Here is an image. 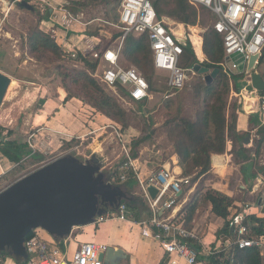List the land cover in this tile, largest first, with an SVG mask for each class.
I'll use <instances>...</instances> for the list:
<instances>
[{
  "label": "built area",
  "instance_id": "built-area-1",
  "mask_svg": "<svg viewBox=\"0 0 264 264\" xmlns=\"http://www.w3.org/2000/svg\"><path fill=\"white\" fill-rule=\"evenodd\" d=\"M22 1L28 0H14L12 2L0 0L5 18L12 8ZM33 1L41 2L46 7L51 8L52 10H50L54 13H64L63 18L67 21H77L63 6L58 7L60 9L58 10L51 3V0ZM186 1L195 7L206 8L216 17L213 28L222 37L225 50L224 61L221 64L223 73L230 78V81L235 75L248 73L250 57L254 55L261 57L264 50V0ZM7 4L8 8H6ZM114 26L123 33L120 40L121 44L118 45V48L112 49L110 47L100 54H94V57L104 64V68L97 75L103 86L114 91L122 88L126 91L127 98L135 103L151 98L150 85L147 80L136 69L125 68L121 65V53L127 37L146 34L153 51V64L156 71L166 73L169 76L168 87L171 90L181 91L184 89L188 70L180 67V61L184 54V48L193 39L191 34H185L183 31H171L164 19L158 17L152 0H123L118 24ZM236 57H241L243 62H238ZM241 65L244 67L242 72ZM240 94L243 95L241 91ZM258 103L264 117L263 96H259ZM112 128L121 138L118 129ZM36 136L37 133L33 131L28 138L32 156L39 151L33 144ZM75 140L82 139L71 136L69 141ZM4 141L5 139L2 138L0 143ZM120 143L123 144V160L120 161L118 167L122 172L117 174L112 171L115 174L112 182L125 184L129 179H132L135 185H138L139 192L133 194L138 199L143 200L149 210V216L139 223L142 234L160 243L169 259V264H181V262L197 264L200 254L216 256L229 251L231 247L240 250L257 248L264 251V236H247L249 230L246 223L252 216L253 205L247 204L241 212L238 211L231 217L230 229H233L231 239L216 244L214 248L212 245H206L200 233L194 229H187L185 221L178 216L179 212L176 213L180 206V197L185 189L191 187V178L184 177L165 167L161 170H147V174L144 176L140 160L132 158L124 141H120ZM81 147L82 144H74L47 164L67 154L78 157ZM28 159L26 158L25 161ZM152 186L158 191L155 199L149 193V188ZM259 192L264 194V184L259 188ZM139 193L141 198L138 197ZM165 214L168 215L164 216ZM129 218L128 205L123 203L117 212H110L98 217L94 225L100 226L110 220L127 222L130 220ZM38 230L34 231V235L26 241L25 246L28 253L26 264H104L100 257L107 251V245L96 242L83 243L69 257L68 238L58 243L52 237L47 240ZM61 243H63V247L60 246Z\"/></svg>",
  "mask_w": 264,
  "mask_h": 264
},
{
  "label": "trees",
  "instance_id": "trees-1",
  "mask_svg": "<svg viewBox=\"0 0 264 264\" xmlns=\"http://www.w3.org/2000/svg\"><path fill=\"white\" fill-rule=\"evenodd\" d=\"M28 1L30 3L35 2L34 6L41 8L44 14L38 26L32 27L27 33L26 46L28 56L37 61H42L45 64L59 63L57 69L68 92L66 101L76 99L89 105L95 113L101 114L109 121L121 126L122 131L125 132L130 126V114L122 107L118 98L108 93L98 80L97 75L102 71L103 67L101 60H93L90 59L89 55L85 56L80 53L78 59L72 62L75 64L82 63L83 69L69 68L64 65L62 63V51L59 45L51 34L45 33L39 26L40 23L49 19L48 9L45 5L37 3V1ZM98 1L110 5L114 0H92V2ZM117 1L120 6L122 1ZM162 1L164 0L153 1L159 18L162 19L163 16H166L187 26H196L198 14L195 6L189 4L186 0H174V9L170 12H164L161 8ZM119 36H114L112 40L119 38ZM101 46L102 44L96 50H99ZM199 46L201 45L196 41H189L187 47L184 48L180 66L185 70H191L197 64L210 71L218 69L220 72L210 85L204 82V84L196 87V96L198 98L205 97V95L214 97V94H218L219 98L214 99L215 103L199 110L195 121L183 118L179 113L177 118L174 119L175 126L169 130V133L174 139L175 154L179 159L178 166L182 169V175L191 178V186L197 184L196 193L191 202L185 207V214L181 216V219L185 221L187 229L191 230L197 210L209 202L212 205L213 214L225 221L224 227L217 235L218 238H221L233 235L230 229V220L235 214L231 212L235 207L233 198L206 186L208 174L212 170V157L229 152L234 160H237V162L239 160V164L249 162L253 158L252 156L260 157L264 144V127L259 130L258 137H256L252 148H241L237 150V141H227L228 138L232 137V133L235 130L236 118L233 116L232 121L234 122H229L227 119L229 100L226 102L225 97L227 95L230 96L232 87L230 78L223 73L221 67L225 56L223 40L212 27L204 35V43L201 46L200 53ZM202 53L204 54V58H201ZM122 55L152 85V76L154 73L153 51L148 36L146 34L142 36H128L124 43ZM263 61L264 50L259 65ZM245 77V73H240L232 77L235 92L240 93V81ZM151 85L150 87H152ZM119 90L124 97H127L125 90L122 88ZM256 100H258V96ZM144 102L137 104L143 106ZM42 103L44 105L45 101H42ZM14 135V131L0 126V140L2 138L5 139L4 142L0 143V152L11 162L17 164L13 173L18 171V169L22 170L25 167V162L29 160L33 162L38 161L35 160L37 158L35 155L32 156V150L29 145L23 141L13 139ZM148 139L149 137H140L132 141L129 150L133 159H139V149ZM77 143L79 141H72L67 144V147H72ZM229 147H232L231 151ZM26 158L29 159L25 161ZM113 171L117 174L122 172L118 166ZM133 183L134 181L129 179L125 184H121L120 182L116 184L131 187ZM127 205L129 210L135 211L133 217L135 222L140 223L144 218L149 216L148 207L143 200L138 199L137 202ZM141 208L144 211L143 216ZM246 225L249 230L248 235L250 234L248 237L264 236V219L251 217ZM33 235L34 232L28 238H31ZM60 246L63 247V243ZM214 247L215 245H213ZM4 256L7 255L2 254L0 258ZM203 261L206 264H264V257L261 256V251L257 248L240 250L231 247L229 251L216 256H207ZM17 263L22 264L18 261Z\"/></svg>",
  "mask_w": 264,
  "mask_h": 264
},
{
  "label": "rangeland",
  "instance_id": "rangeland-1",
  "mask_svg": "<svg viewBox=\"0 0 264 264\" xmlns=\"http://www.w3.org/2000/svg\"><path fill=\"white\" fill-rule=\"evenodd\" d=\"M121 1L123 2V0ZM173 1L174 0L162 1L161 8L164 12H170L174 9L175 6ZM34 3L35 2L30 3L35 8L34 12L18 5L14 7L13 11L11 10V13H9L6 18L3 11L0 12V28L2 29L0 32V50L5 53L9 52L11 55L15 50H18V60L29 61V63L34 64V66H27V68L30 67V72L25 70V66H23V69L20 70L17 63L10 61V59H12L10 56L5 57V59L2 60L3 68L10 70L11 73L17 74L16 76L18 78L29 80L30 76H33V84H27L28 81H25L26 83H22L21 85L29 88L30 94L26 98V105L29 107L28 109H30V111H28L31 116H34L35 118L44 106L42 101L47 102L50 100L53 97V92L63 98L66 91L63 87L65 84L57 69L59 63L55 62L53 64H45L42 61L30 58L27 54V33L32 27L38 26L40 19L44 15L41 8L37 6L35 7ZM37 3L42 4L38 1ZM51 3L57 7L58 10H60L58 7L63 6V8L68 10L72 16H75L76 20L79 22L73 23L75 25V31L67 30L68 27L66 24H55L56 27H59L62 30L60 31V34L56 37L55 34L51 32L49 33L56 37L55 41L62 51V63L67 67L83 69L82 63L75 64L72 62L73 60L78 59V55L80 53L85 56L89 55L90 59L97 60L94 57L95 53L100 54L102 51H105L110 47H112V49L118 48V45L121 44L120 40L123 37V33L114 26L118 24L119 14L121 11V5H118L119 3L117 0L112 1V4L110 5L100 3L99 1L92 2V0H51ZM6 6V8H8V4ZM46 8L48 9V12L52 10L51 8ZM196 10L198 14V22L196 26H187L166 16H163V19L171 31L178 32V30H180L185 34L191 33L194 35V38L197 39V43L199 44L201 43L199 40L201 38L203 39L205 33L213 27L216 17L202 7H196ZM58 20H60V18H58ZM39 26L41 29L42 24L40 23ZM7 29L12 30V32H16L13 36L18 38V48H15V45H13V40L6 39L4 31ZM68 32H70V34L67 35ZM85 34L89 36V38L93 36L97 38L100 37V43L102 44L101 48L96 50V48L94 49L90 46L88 50L92 49L93 52H80L75 45L85 49L84 47L88 44L87 38H82V35ZM116 35H120L119 38L112 40ZM71 38H74V42H70L69 39ZM200 51L201 46H199V53ZM236 60L238 62H243L241 57H236ZM121 65L125 68H134L142 75V73L135 66L131 65L126 58L123 57L122 53ZM240 69L244 70L243 65L240 66ZM19 71L22 72L20 73ZM143 77L145 78V76ZM168 79L169 76L166 73L158 72L154 68L152 85L149 84L152 86L150 87L151 98L147 99L143 106H140V104L132 102L127 97H124L120 90L114 91L104 86L105 90L118 98L122 107L129 112L131 119L130 126L125 132H123L121 126L107 120L103 115L95 113L89 105L85 104V108L77 115H74L76 121L74 122L72 129H68V133H71L72 135L74 134V137H81L82 139L75 141H85L83 142L78 158L85 161L90 159L92 154L97 153L98 157L104 164V171L110 173V171L112 172L116 169L120 161L123 160V144H121L120 141H124L127 148H129L133 140L140 137H149V139L139 149V160L142 174L145 176L147 174V170H161L164 166L169 168L173 167L175 156L173 143L174 139L170 135L169 130L171 128L173 129L175 126L174 119H176L180 113L181 117L195 121L199 110L215 103L214 99H218L219 97L218 94H214V97L205 95V97L198 98L196 96V87L200 84H204L205 81L204 76L195 72L193 69L188 70L187 82L184 89L181 91H172L168 87ZM231 84L233 85L232 81ZM39 85H42V88H39ZM37 89H40L38 90L39 92H36ZM12 90L13 88L9 90L10 102H7V107L12 103L16 105V107H19L16 103V100H19V98L11 96ZM228 96L229 95L225 97L226 102L229 99ZM16 97L19 96L16 95ZM235 102L236 100H231V106L234 105ZM14 115L15 113H12V116ZM16 115L20 116L17 113ZM10 116L11 113L8 117ZM24 119L25 116H23L22 122ZM35 125L36 128H34V131L37 134L41 133L40 141H67L65 139H71V137L62 136V134L53 132L47 133L44 129L47 127V124H43L42 120L39 118L35 121ZM112 127H116L118 129L121 138L118 137V134ZM55 128L58 129L57 127ZM13 139H22L23 141L26 137H22L20 134L16 135L15 133ZM94 141L97 142L93 146L89 145L93 144ZM67 148V145L63 146V148L54 154L52 158L57 157L60 153L67 150ZM36 160H38V158ZM42 160L43 159L39 158L37 162H41ZM47 162H49V158L44 160L39 165L30 160L25 162V167L22 170L18 169V171H15V173L12 174L9 180H5L3 183L0 182V190L7 187V185H9L15 178L25 176L26 174L37 170L36 168H40L42 165L47 164ZM212 178L219 179V176L214 174V172L211 174V178L208 176L206 181L207 187H212V184L214 183ZM131 186L134 187L135 184L133 183ZM195 186H197V184ZM136 191L139 192L138 185H136L135 189L131 192L136 193ZM138 197L141 198L140 193L138 194ZM38 231L42 234L48 235L46 236L47 240L51 239V236L46 231L42 229ZM247 236H250V234ZM7 258L8 260L6 261ZM0 264L18 263L16 260L10 256L8 257L7 255L0 258Z\"/></svg>",
  "mask_w": 264,
  "mask_h": 264
},
{
  "label": "crops",
  "instance_id": "crops-1",
  "mask_svg": "<svg viewBox=\"0 0 264 264\" xmlns=\"http://www.w3.org/2000/svg\"><path fill=\"white\" fill-rule=\"evenodd\" d=\"M9 1L12 2L14 0ZM17 5L19 6V4ZM13 9L14 7L12 8V11ZM1 11L2 9L0 6V12ZM64 16V13H54L50 11L48 13L49 19L41 23V30L48 34L51 32L57 37V35H59L60 31L62 30L59 27H56L55 24H66L68 27L67 30L75 31L76 29L73 23L79 22L67 21L63 18ZM58 18H60V20H58ZM1 31L2 29L0 30V32ZM179 31L180 30H178V32ZM4 33L6 35V39L13 40V45H15V48H18V38L13 36L16 32H12V30L7 29L6 31H4ZM68 34H70V32H68L67 35ZM191 36H193V39L191 41L197 42V39L194 38V35L191 34ZM56 37L53 36L54 39ZM82 38H87L88 44H86V46L84 47L85 49H82L83 47L75 45V47L78 48L80 52H93L92 49L88 50V48L91 46V48L95 49L101 44L100 37L97 38L93 36L89 38V36L85 34L82 35ZM69 40L70 42H74V38H71ZM199 42H201L199 44L202 46L204 43V38H201ZM18 55V50H15L12 55L9 52L5 53L4 51L0 50V72L10 77L12 81L7 91L4 102L0 107V126L5 127L10 131H14L16 135L20 134L22 137L25 136L26 139L23 140V142L27 144L29 134H31V132L34 131V128H36L35 121L38 118L42 120L43 124H47V127L44 128L47 133L53 132L57 134H62V136L66 137H74V134L72 135L71 133H68V129H72V127L74 126V122L76 121L74 115H77L82 109H84L85 104L76 99L66 101L68 92L65 86L62 84L66 91L65 96L62 98L57 93L53 92V97L47 102H45L43 108L41 109V112L38 113L35 118L34 116H31L29 112L30 109H28L29 107L26 105V98L30 94V91L27 86H22L21 84L26 83L25 81H28L27 84H33V76H30L29 80H23L21 78H18L16 76L17 74L11 73L10 70L3 68L2 60L5 59V57L10 56L13 59H10V61H12L13 63H17V65H19L20 67V70H22L23 66H25V70L31 72L30 67L27 68V66H34V64L29 63V61L18 60ZM201 58H204L203 53L201 55ZM242 71L243 70H241V72ZM19 72L21 73L22 71ZM255 72L257 74H260L264 80V61L260 65L259 63L256 65ZM245 74L248 73L245 72ZM231 87V95L228 99L229 102L227 108V119L229 120V122H234L232 121L234 116V118H236V121L235 130L232 133V137L228 138L227 141H237V150L241 148H252L256 137H258L259 130L264 127L263 114L259 108L258 100L253 110L248 109L249 101L254 98V96H247L244 93L243 95H241L240 93L235 92L232 84ZM11 88H13L11 96H14V98H19V100H16V103L19 105V107H16V105H14L13 103L7 107V102H10L9 90ZM39 88H42V85H39ZM38 90L40 89H37L36 92H39ZM16 95L19 97H16ZM259 96L264 97V92L259 93L258 97ZM255 98H257V96H255ZM231 100H236L235 104L232 106L230 104ZM10 113L11 116L8 117ZM12 113H15V115L12 116ZM16 113L20 116H17ZM23 116H25V119L22 122ZM55 127H57L59 130ZM40 135L41 133L37 134L35 141H33V144L36 145V147L39 149L35 156L38 158V160L39 158L43 159L41 162H36L37 165H39L48 158L50 161L51 159H53L52 156L54 154L59 152L63 148V146L70 143V139H65L67 141H40ZM247 136H251L252 142L249 146H244L242 145V141ZM19 141H22V139H19ZM83 142L85 141H80L77 144H82L83 146ZM96 142L97 141H94L93 144L89 145L93 146ZM231 148L232 147H229L230 151ZM252 157L253 158L249 162H243L242 164H239V160L238 162L237 160H234L230 156L229 152H226L222 155H214L212 157V170L208 174V176L211 178V174H213L214 172V174H217V176H219V179L212 178L214 183L210 188L220 191L223 194H226L234 199L235 208H233L231 212H241L247 204L253 205L251 217L264 219V194L259 192V188H261L262 184H264V144L261 149L260 157ZM178 164L179 159L175 154L173 167H164L174 170L175 173L182 175V169L178 166ZM16 167L17 164L11 162L0 152V182L3 183L5 180H9ZM19 178L21 177L19 176L18 178H15L9 185H7V187ZM7 187L0 190V192L6 189ZM127 187L130 191H133L136 185L134 187ZM196 190L197 186L195 185L185 189L183 195L180 197L179 200L180 206L176 210V213L179 212L178 216L181 217L183 214H185L184 209L193 199ZM129 211L130 220L127 222H123L120 220H110L100 226L89 225L87 227L75 229L73 234L68 238L67 248H69V257H71L72 254L79 249L81 244L96 242L99 244L107 245L108 247L114 249L123 250L127 258L121 264H169V259L166 256L162 247L160 246V243L142 234L139 222H135V220H133L135 211L131 209ZM143 212L144 211L142 210V216L144 214ZM161 215H163V213H161ZM167 215L168 214H165L164 216ZM224 224L225 221L213 214L212 205L211 203L207 202L197 210L192 222V229L200 233L206 245L216 246V244H221V242L227 241L228 239H231L233 237V235H231L218 238V232L224 227ZM231 233L233 234L232 230ZM42 235L45 238L46 236H48L46 234ZM261 256L264 257V251H261ZM205 257L207 256H205L204 254H200L197 264H206V262L203 261ZM7 260L8 258L6 259V261ZM181 264L186 263L181 262Z\"/></svg>",
  "mask_w": 264,
  "mask_h": 264
},
{
  "label": "water",
  "instance_id": "water-1",
  "mask_svg": "<svg viewBox=\"0 0 264 264\" xmlns=\"http://www.w3.org/2000/svg\"><path fill=\"white\" fill-rule=\"evenodd\" d=\"M19 6L35 11L28 1H22ZM260 58L259 55L250 57L248 74L240 81L241 92L247 96L264 92V80L255 72ZM193 70L204 76L207 85L220 72L199 64ZM11 82L10 77L0 72V107ZM256 102V98H252L248 109L253 110ZM251 142V136H247L242 145L249 146ZM104 168L97 153L85 161L67 154L22 176L1 191L0 255L26 264L25 244L32 232L42 229L60 243L75 229L94 225L98 217L117 212L123 203L137 202L138 198L127 186L112 182L115 174L105 172ZM149 193L155 199L158 191L152 186ZM126 258L123 250L108 247L100 260L104 264H121Z\"/></svg>",
  "mask_w": 264,
  "mask_h": 264
},
{
  "label": "bare ground",
  "instance_id": "bare-ground-1",
  "mask_svg": "<svg viewBox=\"0 0 264 264\" xmlns=\"http://www.w3.org/2000/svg\"><path fill=\"white\" fill-rule=\"evenodd\" d=\"M255 96H256V95H255ZM255 96H254V97H255ZM256 99H257V98H256Z\"/></svg>",
  "mask_w": 264,
  "mask_h": 264
}]
</instances>
